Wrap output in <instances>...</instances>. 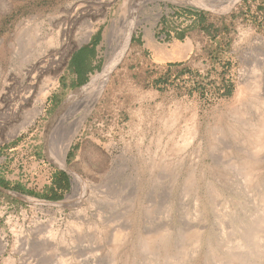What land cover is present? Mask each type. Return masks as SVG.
<instances>
[{
	"label": "rangeland",
	"instance_id": "obj_1",
	"mask_svg": "<svg viewBox=\"0 0 264 264\" xmlns=\"http://www.w3.org/2000/svg\"><path fill=\"white\" fill-rule=\"evenodd\" d=\"M263 105L264 0H0V264H264Z\"/></svg>",
	"mask_w": 264,
	"mask_h": 264
},
{
	"label": "bare ground",
	"instance_id": "obj_2",
	"mask_svg": "<svg viewBox=\"0 0 264 264\" xmlns=\"http://www.w3.org/2000/svg\"><path fill=\"white\" fill-rule=\"evenodd\" d=\"M105 67H106V65H105ZM104 67V68H105ZM253 68V67H252ZM105 70V69H104ZM259 75V74H258ZM262 75V74H261ZM256 77H257V75H256ZM253 80V82L251 83V85H250V87L248 88H245L244 90L241 88V89H239L238 90V97H240V95H239V92H241V93H243L244 91H246V89H248V90H250L251 92H256L257 93V91H258V89H259V82L258 81H260V80H258V79H254V78H252ZM248 84H249V82H248ZM45 94L46 93H44L43 94V98H44V96H45ZM96 94L97 93H91L87 98H85V99H83V101H82V108H80V110L78 109V108H76V109H78L77 111H78V113H76V115H74V117L71 119V121H70V128H69V130H70V136H69V140L70 139H72L77 133H78V131L82 128V126H83V124L86 122V119H87V117H88V115H89V113H90V111H91V109H92V107H93V105H94V102H95V99L94 98H96L97 96H96ZM254 94V93H253ZM96 96V97H95ZM43 98H42V100H43ZM41 100V101H42ZM255 100V99H254ZM263 102V101H262ZM252 103H253V100H252ZM253 106V105H252ZM251 106V107H252ZM263 108H264V105H263ZM249 109H251V108H249ZM255 113V112H254ZM73 114V113H72ZM257 115V114H256ZM259 116H257L258 118H257V122L253 125V124H251V128H250V135H248L247 134V136H249V139H251V140H253L252 142H254L252 145H253V151H254V149H255V151L253 152V153H255V154H257L259 151H262V150H264V111H262V113L261 114H258ZM256 118V117H255ZM251 119V118H250ZM250 122V121H249ZM29 123H30V121H29ZM248 128V127H247ZM246 128V129H247ZM249 129V128H248ZM251 129H252V131H251ZM245 130V129H244ZM251 140H249L248 142H250ZM251 142V143H252ZM251 148V147H250ZM260 154V153H259ZM251 158V157H250ZM255 158V157H254ZM254 158H252V159H254ZM251 159V160H252ZM249 165V164H248ZM254 166V165H253ZM246 168V170H244L243 171V173L245 172V173H249L248 171H252V170H250V169H252L251 167H249V169L247 168V167H245ZM248 169V170H247ZM244 173V175H246ZM252 174H253V172H251ZM249 176V179L247 178ZM250 173L247 175V180L249 181L250 180ZM257 179V178H256ZM253 184V183H252ZM252 186V185H251ZM253 187V186H252ZM129 202H130V200H129ZM260 217V216H259ZM264 219V218H263ZM258 221V220H257ZM259 221H261V219L259 220ZM259 221L256 223V222H254V224L256 223L258 226H251V227H255L251 232H255L256 231V229L258 230V227H260L259 229V231H257V233H255V234H252V239H254V241L255 240H258V238H259V232L261 231V233H263L262 231H264L263 229H264V220H263V224L262 223H260L259 224ZM262 222V221H261ZM261 235V234H260ZM259 239H262V238H259ZM250 241H251V239H250ZM262 241V240H261ZM196 243H197V241H196ZM248 243V242H247ZM195 244V243H194ZM261 245V244H260ZM249 249V248H248ZM252 249H254V248H252ZM247 250V249H246ZM257 250H258V248H257ZM236 251V250H235ZM249 251V250H248ZM258 252H259V250H258ZM239 253V252H238ZM192 254H193V252H192ZM222 254V253H221ZM240 254V253H239ZM236 256H234V258H235ZM175 258V257H174ZM216 258V257H215ZM234 258H232V259H234ZM237 260H239V256H237ZM218 260V259H217ZM220 260V259H219ZM224 260V259H223ZM236 260V259H235ZM241 260V259H240ZM239 260V261H240ZM234 261V260H233ZM232 261V263H234L235 262V264H236V261H234L233 262ZM238 261V262H239ZM237 262V263H238ZM244 263V262H243ZM242 263V264H243ZM63 264H65V263H63ZM150 264V263H149ZM221 264V263H220ZM223 264V263H222ZM226 264V263H225ZM230 264H231V262H230Z\"/></svg>",
	"mask_w": 264,
	"mask_h": 264
},
{
	"label": "crops",
	"instance_id": "obj_3",
	"mask_svg": "<svg viewBox=\"0 0 264 264\" xmlns=\"http://www.w3.org/2000/svg\"><path fill=\"white\" fill-rule=\"evenodd\" d=\"M142 42H143L142 48L152 53V56L156 60V64L158 65L174 63L175 61H184V59L186 58V37L181 39V41H177L176 42L177 45H173L171 50L170 49L161 50L159 46H155L154 43H152V41L150 40L149 35L144 37V39H142ZM94 43L95 42H93L92 40L90 41L89 39L87 43L80 46L77 50H75V52L78 50L81 51L85 47H90ZM74 53L71 55V57L68 60L69 67L72 62V59H73L72 57Z\"/></svg>",
	"mask_w": 264,
	"mask_h": 264
},
{
	"label": "trees",
	"instance_id": "obj_4",
	"mask_svg": "<svg viewBox=\"0 0 264 264\" xmlns=\"http://www.w3.org/2000/svg\"><path fill=\"white\" fill-rule=\"evenodd\" d=\"M202 30L207 31V29H205V28H202ZM95 45H96V43H94L92 45V47H94ZM69 70L72 71L73 73L79 75L80 68H79V66H77V62L75 60V57H74V60L72 59ZM0 186H2L4 188H8V184L4 183L2 181H0ZM12 189L16 192H19V193H23V194H27V195H31V196H35V197H40L41 199L57 201L61 197L57 193L58 192L63 193V192H66L68 190V178H67L66 174L59 173L58 177L55 176L53 178L52 185L49 188H47V191H49V193H46V195H42V196H39V195L34 194V193H30V192L24 190L23 188H21L20 186H15Z\"/></svg>",
	"mask_w": 264,
	"mask_h": 264
},
{
	"label": "water",
	"instance_id": "obj_5",
	"mask_svg": "<svg viewBox=\"0 0 264 264\" xmlns=\"http://www.w3.org/2000/svg\"><path fill=\"white\" fill-rule=\"evenodd\" d=\"M0 191H2V192H4V193H7V194H9L10 192H8V191H6L5 189H3V188H1L0 187ZM13 196H15L16 194H12ZM15 197H17V195L15 196ZM19 197V196H18ZM21 197V196H20Z\"/></svg>",
	"mask_w": 264,
	"mask_h": 264
}]
</instances>
